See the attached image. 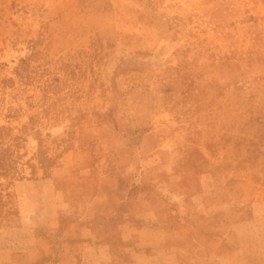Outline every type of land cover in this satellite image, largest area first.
I'll use <instances>...</instances> for the list:
<instances>
[{"label":"rangeland","instance_id":"1","mask_svg":"<svg viewBox=\"0 0 264 264\" xmlns=\"http://www.w3.org/2000/svg\"><path fill=\"white\" fill-rule=\"evenodd\" d=\"M0 264H264V0H0Z\"/></svg>","mask_w":264,"mask_h":264}]
</instances>
